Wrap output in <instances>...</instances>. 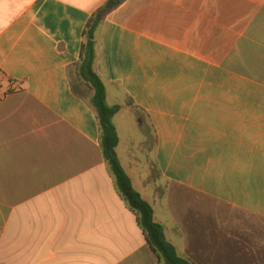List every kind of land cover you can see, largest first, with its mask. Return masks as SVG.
Listing matches in <instances>:
<instances>
[{"label": "crops", "instance_id": "0c3cea01", "mask_svg": "<svg viewBox=\"0 0 264 264\" xmlns=\"http://www.w3.org/2000/svg\"><path fill=\"white\" fill-rule=\"evenodd\" d=\"M107 1L0 0V264H165L117 188L90 98L72 87ZM97 39L135 189L151 204L135 172L149 152L145 183L195 202L171 212L183 255L154 209L167 239L195 264H264V0H126ZM131 112L144 137L126 144Z\"/></svg>", "mask_w": 264, "mask_h": 264}, {"label": "trees", "instance_id": "16d2710c", "mask_svg": "<svg viewBox=\"0 0 264 264\" xmlns=\"http://www.w3.org/2000/svg\"><path fill=\"white\" fill-rule=\"evenodd\" d=\"M126 0H108L90 18L85 30L80 62L72 76V87L80 97H89L97 113L101 133V147L114 177L116 185L129 208L136 214L138 224L143 230L152 251L165 264H195L182 257L177 248L167 239L164 227L155 220L153 206L139 193L125 171L117 152L120 137L114 118L121 106H110L107 102V88L95 69L97 58V34L103 20L120 7Z\"/></svg>", "mask_w": 264, "mask_h": 264}, {"label": "rangeland", "instance_id": "374dc122", "mask_svg": "<svg viewBox=\"0 0 264 264\" xmlns=\"http://www.w3.org/2000/svg\"><path fill=\"white\" fill-rule=\"evenodd\" d=\"M132 119H134L135 126H125V129L121 130V134L123 136L124 142L131 144V141H142L144 135L141 133L139 128V120L137 115L134 112L130 113ZM126 157L128 155L127 149H124L123 152ZM138 157L140 159V167H135V172L138 175L137 180V188L142 191L143 195L147 197V199L151 202L152 206L156 211V219L157 221L163 223L165 228L168 231V236L172 239L180 252L183 255V249L181 245V238L173 235L176 234L174 228L175 225L172 222L171 212L173 211H187L188 207L193 205L195 202L188 200V193L183 190H178L176 188L169 187L166 183L162 182L159 179L153 180L152 182L145 183V177H147V163L146 161H151L154 159L151 153L147 152H139ZM147 167V168H146ZM141 172V174H140ZM141 183V185H140ZM159 189L160 194H156V189ZM228 261V260H227ZM234 261V260H229ZM238 264H247L248 260H235ZM250 261V260H249Z\"/></svg>", "mask_w": 264, "mask_h": 264}]
</instances>
